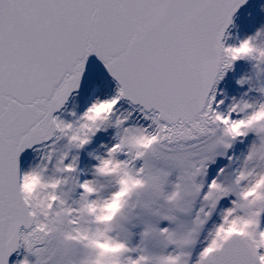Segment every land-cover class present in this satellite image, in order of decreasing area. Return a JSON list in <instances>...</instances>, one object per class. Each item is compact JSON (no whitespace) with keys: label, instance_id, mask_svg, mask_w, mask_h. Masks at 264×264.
Wrapping results in <instances>:
<instances>
[{"label":"snow or ice","instance_id":"6c2138e0","mask_svg":"<svg viewBox=\"0 0 264 264\" xmlns=\"http://www.w3.org/2000/svg\"><path fill=\"white\" fill-rule=\"evenodd\" d=\"M246 3L0 0V264H264V26L225 42ZM92 57L114 87L68 111Z\"/></svg>","mask_w":264,"mask_h":264},{"label":"rangeland","instance_id":"374dc122","mask_svg":"<svg viewBox=\"0 0 264 264\" xmlns=\"http://www.w3.org/2000/svg\"><path fill=\"white\" fill-rule=\"evenodd\" d=\"M263 18L264 3L260 0L250 13H241V21L236 19L237 27H233L231 31L229 44L237 43L239 39H244L247 35H250V33L253 34L256 32V30L260 27L258 24L260 22L259 20ZM234 66L237 70V74L227 78V87H221V89H223L229 97L236 95L240 91L236 81L241 76L251 71V64L246 60L237 61ZM98 87L99 90L93 89L90 93L91 95H88L84 99L83 104L76 109L77 111H83L87 104L90 103L91 99H93V95H96L97 93L100 94V92L104 93L106 90L110 91L109 93L112 91L109 87H107V85L102 86L101 84H98Z\"/></svg>","mask_w":264,"mask_h":264},{"label":"water","instance_id":"95a60500","mask_svg":"<svg viewBox=\"0 0 264 264\" xmlns=\"http://www.w3.org/2000/svg\"><path fill=\"white\" fill-rule=\"evenodd\" d=\"M256 1V2H255ZM260 0H247V3L246 4H244L243 6H241V8L235 13V15L233 16V23L228 27V29L226 30V34H225V42H226V44H229V42H230V37H231V32H230V30L233 28V27H237V24H236V18L238 19V20H240L241 21V12L242 13H250L251 12V10L256 6V4L259 2ZM255 2V3H254ZM254 3V4H253ZM253 4V5H252ZM249 6H251V7H249ZM247 8V9H246ZM240 14V15H239ZM239 15V16H238ZM235 23V24H234ZM232 31V30H231ZM230 32V33H229ZM229 34V35H228ZM235 74H237V70H236V68H235V66H233V71H229L228 73H227V75L225 76V78L227 77V78H229V77H231V76H233V75H235ZM104 75H106L107 77H109L108 75H107V73L105 72V70L103 69V67H102V65L95 59V57H92V58H90V60H89V65H88V72L86 73V75H85V78H84V84H83V86H82V88H81V90H80V92L79 93H82V91L83 92H85V91H88V90H90V88H91V85H92V82L93 81H95V80H98V79H101V78H104V77H106V76H104ZM110 78V77H109ZM225 78H224V80H225ZM227 78H226V80L224 81V80H222L220 83H219V85H218V87L219 88H221V87H227ZM111 79V78H110ZM114 82V81H113ZM224 82V83H223ZM90 84V85H89ZM222 84V85H221ZM89 85V86H88ZM221 85V86H220ZM88 86V87H87ZM74 95H76V94H74ZM66 108H67V110H73V96L72 97H70L69 98V101H68V103H67V105H66ZM21 254H24V251H23V249H20V250H18V252L17 253H14L13 255H12V257H10V264H13V260H15L19 255H21Z\"/></svg>","mask_w":264,"mask_h":264},{"label":"bare ground","instance_id":"6f19581e","mask_svg":"<svg viewBox=\"0 0 264 264\" xmlns=\"http://www.w3.org/2000/svg\"><path fill=\"white\" fill-rule=\"evenodd\" d=\"M264 3V0H262ZM260 22L258 23L260 27L264 26V18L259 20ZM259 27V28H260ZM255 33V32H254ZM253 33V34H254ZM250 35H252V33H250ZM249 36V35H247ZM98 84H101L102 86L107 85V87H109L111 90L114 87V83H112L108 77H104L98 80H95L92 82L91 88L88 91L79 93L78 95H73V110H76L77 108H79L82 104L84 99L88 96L91 95L90 93L94 90H99ZM110 91H105L104 93H109ZM101 93L100 94H104ZM98 94V93H97ZM95 98V95H93V99ZM68 111H72V110H68ZM24 254L19 255L15 260H13V264L15 261H17L18 259H21L23 257Z\"/></svg>","mask_w":264,"mask_h":264}]
</instances>
